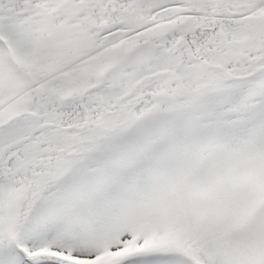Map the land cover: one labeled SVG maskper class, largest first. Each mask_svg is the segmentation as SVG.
<instances>
[{
    "label": "snow or ice",
    "instance_id": "1",
    "mask_svg": "<svg viewBox=\"0 0 264 264\" xmlns=\"http://www.w3.org/2000/svg\"><path fill=\"white\" fill-rule=\"evenodd\" d=\"M0 264H264V0H0Z\"/></svg>",
    "mask_w": 264,
    "mask_h": 264
}]
</instances>
